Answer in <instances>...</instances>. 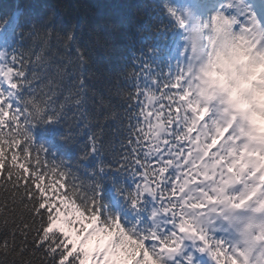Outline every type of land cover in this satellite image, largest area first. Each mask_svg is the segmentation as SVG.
I'll use <instances>...</instances> for the list:
<instances>
[{"label": "trees", "instance_id": "trees-1", "mask_svg": "<svg viewBox=\"0 0 264 264\" xmlns=\"http://www.w3.org/2000/svg\"><path fill=\"white\" fill-rule=\"evenodd\" d=\"M173 6V0H0L4 64L15 59L12 67L18 71L23 62L26 73L9 103L32 138L28 161L17 160L15 170L24 174L15 188L10 185L16 177L9 179L7 169L13 167L11 158L19 148H4L5 168L0 169V242L7 240L10 248L17 249L18 262L22 259L25 264H50L63 243L62 234L54 230L45 243L59 238L56 253L49 255L38 242L34 245L35 233L26 225L33 224L34 214L29 209L35 197L27 196L25 189L37 192L44 188L45 200L55 206L49 209L51 214L57 208L64 209L61 201L69 205L75 202V207L84 213L83 217L69 215L73 221L72 238L78 244L68 264L79 254V240L93 227H107L113 234L122 229L136 243H141L136 232L147 236L153 231L147 222L148 212L136 214L126 200L129 193L137 196L136 185L140 189L144 182L153 189L158 184L161 189L167 187L163 192L166 204L169 198L179 195L172 187L176 177L168 185L158 178L160 157L146 155L152 147V129L159 122L158 116L160 120L172 117V122L167 123L171 134L161 152L164 160L168 159L169 149L174 153L183 149L177 161L189 155L182 144L190 141L176 135L181 131L178 118L183 114L181 108L173 106L182 103L178 100L181 92L172 86L178 77L164 67V51L180 28L169 13ZM42 29L50 30L56 38L50 41L45 59L39 61L40 45L35 37ZM98 33L107 37L106 49L93 47V37ZM69 35L72 38L65 41ZM5 87L6 94L11 92ZM149 92L156 93L161 101L148 105ZM166 93L173 94V99L169 100ZM37 108L43 110V115H37ZM2 130L5 134L12 131L7 125ZM25 143L22 141L21 147ZM21 164L27 171L19 167ZM187 169L185 164L184 171ZM174 172V167L169 168L164 177H172ZM38 174H43L42 178L33 184ZM144 176L150 181H145ZM74 191L76 195H72ZM82 202L87 203V210ZM122 205L132 212L128 220L121 215ZM64 210L71 213V208ZM93 216L99 217L94 223ZM113 222L119 228L113 227ZM105 237L101 233L92 238L88 245L92 254L98 241L107 245ZM155 240L142 241L144 248L136 252L135 259L122 253L124 264L142 260L144 250L151 255L153 245L161 253L177 244L175 240L167 244ZM209 245L212 251L221 253L217 259L225 264L230 251L225 247L217 249L212 241ZM102 258L101 254L97 264ZM3 260L4 255H0V262ZM55 264H59L58 259Z\"/></svg>", "mask_w": 264, "mask_h": 264}, {"label": "clouds", "instance_id": "clouds-1", "mask_svg": "<svg viewBox=\"0 0 264 264\" xmlns=\"http://www.w3.org/2000/svg\"><path fill=\"white\" fill-rule=\"evenodd\" d=\"M212 3L214 7L207 14L190 5L171 8L176 13L174 18L183 21L181 28L192 53L186 66L183 87L187 99L180 104L183 114L179 125L183 129L187 123L191 129L183 135L192 148L183 163L166 166L167 170L175 168L177 183L172 187L179 193L175 200L169 198L165 205L157 192L168 189H161L159 184L154 189L136 185L137 196L129 193L126 197L136 214L148 206L145 194L156 205L149 214L154 231L147 236L135 233L141 243L153 235L163 237L166 244L179 241L174 248L162 249L163 254L153 245L151 255L144 250L136 264H180L177 257H186L194 264L189 249L212 252L209 241L219 249L217 242L221 241L215 234L221 232L225 234L223 243L231 248L225 264H264V21L251 11L249 0ZM151 96L152 104L161 101L156 93L151 92ZM157 120L146 155L162 158L171 133L169 118L160 120L158 116ZM164 173L161 182L168 185L172 177H164ZM169 222L171 235L160 231ZM177 228L183 236L176 235ZM105 234L111 247L96 251L86 264H97L101 254L100 264H124L122 253L135 259L139 251L135 240L129 235L125 239L124 231ZM201 237L203 246L197 243ZM0 264L25 261L18 262L16 253L9 249Z\"/></svg>", "mask_w": 264, "mask_h": 264}, {"label": "snow or ice", "instance_id": "snow-or-ice-1", "mask_svg": "<svg viewBox=\"0 0 264 264\" xmlns=\"http://www.w3.org/2000/svg\"><path fill=\"white\" fill-rule=\"evenodd\" d=\"M169 13L173 17H176V13L171 8H169ZM49 19H51V17ZM176 21L180 27H183V21L181 19L177 17ZM35 38L40 45V52L37 54V58L39 61H42L43 59H45L44 54L47 52L49 48L50 41L56 38V36L50 30L42 29L36 32ZM71 38L72 37L69 35V36L64 37V40L67 41ZM108 44H109L108 39L103 33H98L93 37V47L94 48L106 49L108 47ZM79 56H80V59H83V53L79 54ZM15 63L16 61L15 59H13V61L7 66L0 65V81L7 83L8 88L12 90L11 92L6 94L4 91V88L0 86V169L5 168L4 148L8 147V148H19L20 149L19 153L13 155L11 158V163L13 167L10 169H7V176L9 179H11L13 175H15L16 177V179L13 180L12 184L10 185V187H13V188H15L19 184L24 174L23 172L15 170L17 160L18 158H22L25 162H27L28 153L32 147V138L26 132L24 123L20 121L19 113L17 111H14L13 106L9 103V99H10L12 92L19 89L21 84L24 82V78L26 75L23 62L20 63L21 67L18 71L13 70L12 65H14ZM177 85H180L179 78L175 81V84H173L172 86L175 87ZM180 86H181L182 91L178 95V100L182 102L187 99V95H185V89L183 85H180ZM166 95L168 96L169 100L173 99V94L166 93ZM147 104L148 105L152 104L151 92H149V94L147 95ZM173 106L177 107V110H180V105H173ZM36 112H37V115H43L42 109L37 108ZM148 115H151V112L146 114V117H145L146 119ZM178 119H180V117ZM49 122H51V119H49ZM168 122L169 123L172 122V117H169ZM21 124H23L24 126H21ZM5 125H7L10 129H12V131L8 134H5L2 130ZM184 129H186V131ZM190 130L191 129L186 123L184 128L181 129L180 132L176 133V135L179 137L180 140H187L185 139L183 133L190 131ZM22 141H27V143H25L23 147H21ZM180 155H183V149L179 153H173V151L169 149L168 159L166 161L164 160V157L162 155V158H160L162 161V166L158 170V174H157L158 178L161 177L162 173L167 171L166 166L168 164L177 162V157ZM36 159L39 162V156H37ZM186 159H184L183 161H179V163H183ZM19 167L21 169H24V171H27V168L24 164H21ZM33 171L35 170L33 169ZM42 175L43 174H38L36 176V180L33 181L32 183L35 184L37 181H40L42 178ZM172 178L175 179L174 173H173ZM19 192L20 190L19 188H17V193ZM25 192L27 196L35 197L33 206L29 209V211L34 214L33 224L26 225L28 227H31L35 233L36 239L34 241V245L36 242H38L41 246V250L46 249L49 255L56 253L55 244H60V239L55 238V240L47 244L45 243V241H50L49 234L52 233L54 230H58L62 234V237H63V243L61 244L62 250L56 257H54V259L50 262V264H55L57 259L59 260V264H68L69 257H72L73 253L77 252V244H78V240L72 238L73 221L69 219V215L83 217L84 213L80 212L75 207V202H73L72 205H69L66 201H61V203L64 204V209L71 208V213L69 211H65L64 209L57 208L55 211V214H51L49 212V209L55 208V206L48 203L45 200V197H44L45 189L44 188L42 187L39 188V191L37 192H33L30 189H25ZM72 195H76V192L74 191ZM82 204L85 210H87V207H88L87 203L82 202ZM41 210H44V211H41ZM98 219H99L98 216H93L92 217L93 223ZM112 226L119 228V225L117 222H113ZM83 231L86 232L87 230L83 229ZM119 231L123 232L122 229ZM101 233H107L109 236L113 235V233L109 232V229L107 227L99 228V229L93 227L90 233H87L86 236H84L83 238L79 240V254L76 255L75 259L72 261V264H76L77 260H79V264H86V261L90 259L92 255V250H90L88 247L89 242L92 240L93 237L99 236ZM124 235H125V239H129L126 233ZM153 238H158V237L153 235L152 239ZM104 239L107 240V247H111V241H109L107 237H105ZM158 239H160L163 243L166 244L163 237H159ZM201 241H204L203 237H201ZM100 244L101 242L98 241L97 247L95 248V252L101 249ZM137 244H138L137 250H141L144 248V245L142 243H137ZM217 244L219 246L221 242H217ZM67 245H72L71 249H68ZM116 247L119 248V247H122V245H117ZM9 249H11L13 253H16L17 251L15 247L10 248L8 246L7 240L0 242V255L8 254ZM199 250L207 251L208 249L201 248ZM81 254L83 255V259H80ZM211 255L213 256V258H216L218 255H221V253L219 251H212Z\"/></svg>", "mask_w": 264, "mask_h": 264}, {"label": "rangeland", "instance_id": "rangeland-1", "mask_svg": "<svg viewBox=\"0 0 264 264\" xmlns=\"http://www.w3.org/2000/svg\"><path fill=\"white\" fill-rule=\"evenodd\" d=\"M203 3L204 4H203V6L200 7L199 13L207 14L208 12H210L212 10V8L214 7V4L212 3V0H205ZM201 5H202V3H201ZM258 8L260 10L261 17L264 18V0H258Z\"/></svg>", "mask_w": 264, "mask_h": 264}]
</instances>
